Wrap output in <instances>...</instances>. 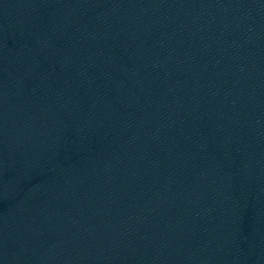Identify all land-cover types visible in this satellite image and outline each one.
<instances>
[{"label": "water", "instance_id": "obj_1", "mask_svg": "<svg viewBox=\"0 0 264 264\" xmlns=\"http://www.w3.org/2000/svg\"><path fill=\"white\" fill-rule=\"evenodd\" d=\"M0 264H264V0H0Z\"/></svg>", "mask_w": 264, "mask_h": 264}]
</instances>
